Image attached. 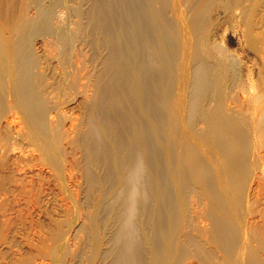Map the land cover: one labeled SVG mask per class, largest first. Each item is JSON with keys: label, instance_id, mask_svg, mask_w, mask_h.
<instances>
[{"label": "bare ground", "instance_id": "6f19581e", "mask_svg": "<svg viewBox=\"0 0 264 264\" xmlns=\"http://www.w3.org/2000/svg\"><path fill=\"white\" fill-rule=\"evenodd\" d=\"M44 1L0 0V183L81 173L52 264H264V64L218 39L263 42L261 3Z\"/></svg>", "mask_w": 264, "mask_h": 264}, {"label": "rangeland", "instance_id": "374dc122", "mask_svg": "<svg viewBox=\"0 0 264 264\" xmlns=\"http://www.w3.org/2000/svg\"><path fill=\"white\" fill-rule=\"evenodd\" d=\"M19 1L20 0H8V2L15 3V5ZM46 2L47 0L44 1V3ZM259 2L262 8H257L256 12H259L258 10L261 9L264 11V0H258V3ZM3 9L5 8H0V10ZM262 30H264V27ZM232 31V24L227 23L224 30L220 32L218 39L228 40L227 47L231 52L245 55L246 59L244 61L248 66L253 68L254 75L252 77L255 79L258 70L264 64V41L254 43L247 52H243L242 49L245 47L243 36ZM257 53H260V56ZM261 56L263 57L262 59ZM77 102L67 106L68 110L71 108L69 113L73 112L76 115L78 114V105H75L78 104ZM14 156L17 157V153L14 154ZM14 156L13 160L15 158ZM66 161L69 162L70 160L66 159ZM65 167V177L69 174L73 176L70 181L65 182L64 187H61L59 182L53 178L52 172L45 167H34L32 172L27 174L26 177L33 175L32 178L35 180L37 179V183H35L37 185H31V187H28L30 185L24 186L26 188L25 191L20 185L15 184V186L12 184L17 188H15V191L14 187L12 188L11 184H8L5 180L4 182L7 183L6 185L3 181L0 183V264H52L50 259L52 251L55 257L60 254L59 248L54 250L56 245L55 239L58 232L66 231L68 224L77 228L82 222L81 220L83 218L81 216L84 217L88 212V208L85 204V195L83 194V179L78 170L69 169L68 164L65 165ZM6 168L7 167L3 169L6 171V174L0 169L2 172H0V178L2 179H6L5 177H1L7 175ZM37 175L38 178L41 177L39 178L42 179L41 182H39V179L36 177ZM257 175L260 177L261 173L258 174L257 172ZM252 186V188H254L255 185L253 184ZM21 194L24 195L22 196ZM16 195L20 198L17 199ZM12 196H14L15 199L12 200ZM72 199L75 202L73 201L72 203L70 201ZM74 208L76 213L74 212ZM75 218L76 222L74 221ZM258 220L260 221L258 218L254 219V221ZM74 240V238L72 240L69 236L66 238L67 243L70 241L68 245H70L69 247H71V250H74L77 246V242H74ZM65 262L64 264H69L70 259L67 258Z\"/></svg>", "mask_w": 264, "mask_h": 264}]
</instances>
